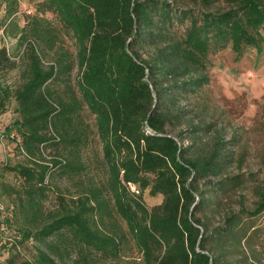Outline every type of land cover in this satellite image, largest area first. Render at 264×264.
I'll list each match as a JSON object with an SVG mask.
<instances>
[{
	"label": "trees",
	"instance_id": "16d2710c",
	"mask_svg": "<svg viewBox=\"0 0 264 264\" xmlns=\"http://www.w3.org/2000/svg\"><path fill=\"white\" fill-rule=\"evenodd\" d=\"M226 3L228 10L196 12L156 0H41L27 17L17 38L25 49V81L12 96L18 115L13 129L31 165L6 169L22 180L20 240L44 243L33 264H63L66 253L117 261L125 236L112 223L114 215L124 221L141 264H247L239 251L245 250L243 242L252 252L256 229L246 221L264 212V190L253 211L233 214L209 231L196 213L210 193L217 197L243 182L225 177L241 163V155L218 135L204 155L187 157L181 138L167 132L175 126H184L178 136L210 132L213 124L205 121L202 106L197 104L202 111H188L180 100H195L208 85L211 54L226 48L237 58L249 50L261 52L264 0ZM47 13L71 34L73 60L58 48L59 34L43 17ZM144 46L153 50L146 58L139 51ZM50 52L53 61L44 65ZM14 66L1 47L0 72ZM74 69L76 91L68 81ZM163 80L171 84L163 87ZM59 83L67 91L57 92ZM84 107L95 120L106 181L86 187L74 199L59 195L58 211L45 217L47 179L85 171L81 153L90 131L81 117ZM192 114L196 125L189 120ZM45 146L61 147L70 158L57 155L50 165L39 163ZM200 182L209 191L201 190ZM145 191L161 203L147 209L141 200Z\"/></svg>",
	"mask_w": 264,
	"mask_h": 264
},
{
	"label": "rangeland",
	"instance_id": "374dc122",
	"mask_svg": "<svg viewBox=\"0 0 264 264\" xmlns=\"http://www.w3.org/2000/svg\"><path fill=\"white\" fill-rule=\"evenodd\" d=\"M156 1L166 2L177 11L214 12L229 8L226 0ZM40 2L41 0H0V48L7 49L15 65L11 70L0 72V264H33L37 250L43 249L44 245L33 238L29 241L20 240L19 229L25 225L17 207L18 193H22V180L6 169L7 166L31 165L26 154L19 148L20 139L13 129L18 115L12 95L25 81V49L24 45H18L17 38L27 22V17L36 13ZM43 17L53 24L59 34L58 48L66 51L73 60L75 46L71 34L62 29L49 13ZM174 32L179 34L172 30V33ZM260 34L261 52L249 50L242 57L237 58L229 48H226L211 54L205 72L209 80L208 85L195 100H185V98L180 100V105H185L188 111L193 108L198 112L202 111L201 108H197V104L202 106L206 112L205 121L213 124L210 132L206 134L199 132L195 135L184 132L178 136L183 132L184 126L167 129L170 135L177 140L181 138L183 146L188 147L187 157L204 155L206 148L210 147L218 135L225 141L235 144L233 151L236 152V156L241 155V163L230 167L225 177L238 176V180L243 182L230 186L226 193L217 197H212L214 192H209L208 202L201 207L200 212L196 213V217L203 221L209 231L222 227L226 218L233 214L240 215L242 210L253 211L259 201V193L264 190V30H261ZM139 51L143 58L153 53L148 46H144ZM53 58L52 52L46 54V58H43L44 65L52 63ZM68 77L71 88L76 91L77 70L74 69ZM161 83L163 87L171 84L164 80ZM54 89L59 93L67 91L63 83L55 85ZM6 93H8L7 98ZM190 116L193 117L189 120L196 125L195 114ZM81 117L90 131L87 146L81 153L85 171L73 178L54 174L47 179L48 189L42 202L45 217L58 211L59 195L66 200L74 199L86 187L102 185L106 181L107 175L102 164L101 145L96 136L94 117L85 107L81 111ZM57 155L70 158L67 151L61 147L45 146L42 148L43 159H38L37 162L44 161V164L50 165V160ZM222 179H213L212 182L215 184ZM200 185L201 190L209 191V186L201 182ZM141 200L147 209L161 203L160 197L153 198L149 196L148 191L143 192ZM246 222L247 226L252 225L256 229L251 243L252 252L245 248L242 242L245 250L241 249L239 253L244 251L247 264H264V212L250 220L247 219ZM112 223L125 236L120 258L117 261L105 260L97 255L83 259L74 253L71 256L66 253L63 254V264H141V255L128 234L124 221L114 215ZM109 227L107 225V228ZM32 231H36L35 227Z\"/></svg>",
	"mask_w": 264,
	"mask_h": 264
},
{
	"label": "built area",
	"instance_id": "2783aa9c",
	"mask_svg": "<svg viewBox=\"0 0 264 264\" xmlns=\"http://www.w3.org/2000/svg\"><path fill=\"white\" fill-rule=\"evenodd\" d=\"M129 187H130L131 191H135L133 186L129 185Z\"/></svg>",
	"mask_w": 264,
	"mask_h": 264
}]
</instances>
